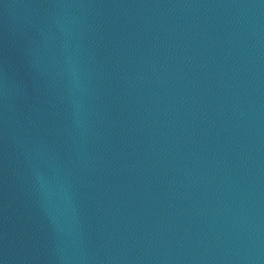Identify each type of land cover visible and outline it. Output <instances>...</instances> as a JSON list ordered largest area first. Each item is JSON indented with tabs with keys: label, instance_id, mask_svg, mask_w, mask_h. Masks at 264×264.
Instances as JSON below:
<instances>
[{
	"label": "water",
	"instance_id": "water-1",
	"mask_svg": "<svg viewBox=\"0 0 264 264\" xmlns=\"http://www.w3.org/2000/svg\"><path fill=\"white\" fill-rule=\"evenodd\" d=\"M0 264H264V0H0Z\"/></svg>",
	"mask_w": 264,
	"mask_h": 264
}]
</instances>
